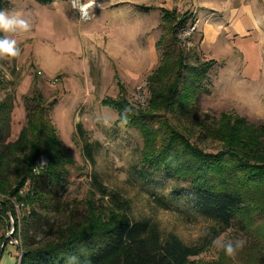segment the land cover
Segmentation results:
<instances>
[{
    "label": "trees",
    "instance_id": "16d2710c",
    "mask_svg": "<svg viewBox=\"0 0 264 264\" xmlns=\"http://www.w3.org/2000/svg\"><path fill=\"white\" fill-rule=\"evenodd\" d=\"M34 1L48 6L54 0ZM7 7L8 1L0 0V11ZM160 14L161 34L155 44L159 60L147 77V105L127 100L125 87L119 83L117 96L105 97L102 104L116 111V122L141 135V163L150 176L161 172L166 180L186 185L188 201L186 209H180L185 220L213 224L196 244H185L148 218L131 220L128 199L109 190L95 174L82 215L74 216L62 194L75 161L49 118L57 99L46 101L36 89L25 94V124L10 141L15 99L7 94L0 99V245L13 217V236L19 231L22 249L19 264H194L193 257L222 233L236 225L242 227V214L248 209L252 213L258 206L248 231L252 233L260 219L264 238V126L227 113H221L215 126L195 122L201 96L210 93L205 80L214 64H192L176 46V34L187 22V12L160 9ZM75 130L83 141L84 156L93 164L96 145L86 141L80 123ZM191 137L199 138L200 143L215 142L216 151L207 152ZM40 158L45 159L42 167ZM182 194L148 191L154 205L163 210H179ZM258 197L259 203L253 207ZM15 203L28 211L20 226ZM64 211H68L67 220L54 216ZM258 263L264 264V245Z\"/></svg>",
    "mask_w": 264,
    "mask_h": 264
},
{
    "label": "rangeland",
    "instance_id": "374dc122",
    "mask_svg": "<svg viewBox=\"0 0 264 264\" xmlns=\"http://www.w3.org/2000/svg\"><path fill=\"white\" fill-rule=\"evenodd\" d=\"M7 1L8 7L3 12L26 19L30 23L27 32L7 33L0 30L4 38L15 39L19 48V55L16 57H0V99L7 94L13 95L15 99L8 140H14L25 124L22 100L25 94H31L36 89L41 91L46 101L57 99V103L49 111V118L56 127L64 148L75 161L69 167L67 184L62 194V200L68 203L69 209L74 210V216L82 215V206L91 196V177L95 174L109 190L128 199L131 220L148 218L157 223L162 232H173L185 244H196L213 223L203 219L194 222L185 220L180 209H186L189 193L184 190L186 185L166 180L161 172L150 176L146 166L141 163V135L135 129L116 122V111L102 104L105 97L117 95L119 88L115 86L114 77L118 73L125 79V75H128V82L119 79L127 82L123 83L125 98L134 105H147V77L157 65L159 54L158 51L154 52L152 45L153 39L161 34V29L157 26L160 23V9L152 7L142 10L140 5H136L138 10H132L129 4L96 0L97 7L90 8L87 15L82 16L78 6L87 0H54L48 6L40 5L34 0ZM157 1L149 0L146 4L157 5ZM173 1L170 0L169 11L189 13L181 11L182 8L180 11L176 10L177 2ZM256 1L260 12H263L264 0ZM231 2L237 7L240 0H230V4ZM146 17L153 37L150 35L142 43L136 29L147 26ZM200 18L193 9L190 19L176 34V46L189 56L188 62L198 65L199 62L212 61L214 64L205 80V87L210 93L208 96H201L199 115L195 122L205 121L215 126L221 113H227L245 119L248 124L264 126V40L257 30L262 29V24L258 19H249L253 24L257 23V28H253L250 35L234 34L230 36V46L226 52L223 46L216 49L215 55L226 54L225 58L223 56L226 61L222 62L214 56H210L208 60L202 59L197 40L200 23L205 18ZM105 40L113 42L117 50L125 46V43L137 51L140 46L148 69L145 70L144 66L141 70H130L128 73L120 71L119 64L115 65L114 58L107 53ZM114 52L116 53L112 51ZM133 59H137L134 54ZM77 123L85 131L86 141L96 145L93 148V164L83 154V141L75 130ZM191 140L207 152L216 151L215 142L205 140L200 143L199 138L195 137H191ZM43 162L44 165V158ZM149 190L165 195L181 191V208H157L149 198ZM258 193L262 191L258 190ZM259 199L258 197L253 207L259 203ZM14 206L18 224L28 211L16 203ZM256 209L252 213L248 209L242 214V227L241 224L236 225L235 229L219 236L245 241L234 258L226 256L223 250L212 243L201 254L192 258L193 263L259 264L258 257L264 245V238L260 236L263 233L259 226H263L260 219L256 222L259 224H256L255 230L252 233L248 231ZM187 213L189 215L191 212ZM54 216L62 220L69 217L68 211ZM9 221L12 224L13 217ZM11 229L12 227L7 230L5 237ZM13 233L14 230L11 236ZM4 248L0 264L3 259L15 261L18 256L17 246L13 247L7 242Z\"/></svg>",
    "mask_w": 264,
    "mask_h": 264
},
{
    "label": "crops",
    "instance_id": "0c3cea01",
    "mask_svg": "<svg viewBox=\"0 0 264 264\" xmlns=\"http://www.w3.org/2000/svg\"><path fill=\"white\" fill-rule=\"evenodd\" d=\"M147 1L149 0H113V3L121 4V5L129 4L132 10L133 9L138 10V8L135 7L136 5L146 6L149 8L153 7L156 9L159 8V9L169 10L168 8H170V3L173 0H171V2L170 0H160V1L158 0L157 5L146 4ZM173 2H177L176 8H175L176 10L180 11V9L182 8L181 11H189L188 16H187L188 17L187 21L190 19L193 9L195 11L196 16H198L199 18L200 16L201 17L203 16L205 18L202 21L203 23H200L199 30H198L199 38L197 40V43H198L197 48L199 47L201 50L200 55L202 59L208 60L210 59V56H214V57H217L218 59L220 58L222 62L226 61V59L225 60L223 59V56L225 58L226 54L215 55L216 49L223 46L226 48L225 49V52H226V50H228L227 47L230 46V44H228L229 40H231L230 36L234 34L235 35L239 34V35H244V36L250 35L251 30L255 27L257 28V23L253 24L251 21H248L249 19H252V21H255V19H258L260 21V23L262 24V27H261L262 29L259 30L257 28V30L261 34L260 35L261 39L264 40V11L260 12V8L257 7L258 3L256 0L254 1L240 0L237 7L233 4V2H231L230 4V0H174ZM145 23L147 24L145 28L138 27L136 29L137 30L136 34L138 35V37H140L142 43L144 39H148L151 36L153 37V35H151L152 33H150V30H149L150 28H149V23L147 21V17H146ZM145 23H144V26H145ZM157 39L155 38L153 39L152 47H153V50H155L154 52H157L155 48ZM105 41L107 42L106 43V46L108 49L107 53L109 54V56H112V58H114L115 65L119 64L118 67L120 66L119 67L120 71H123L124 73H128L127 71H130V70H141L144 66H145V70L148 69L147 60L143 57V54H144L142 53L143 49H141L140 51V46H139L140 43L138 44L139 48L137 47L138 51L137 49H132L131 47H128L126 43H125V46L117 50L113 42H110V41L108 42V40H105ZM112 51H116V53L115 52L112 53ZM213 51L214 53H212ZM133 54L137 56L136 60L133 59ZM157 58L159 60V54H157ZM158 60L156 61L157 64H158ZM222 69H225V68L223 67ZM125 76H126V79L118 75V73L115 75L114 78H115L116 87L119 88V84H122V85L123 83L127 84L128 75H125ZM120 78H122L123 80H126L127 82L126 81L124 82L123 80H119ZM118 92H119V89L117 91V94ZM9 252H12V251L9 250ZM12 259H14V256H12ZM15 263H16V260L15 261L13 260L12 262L11 259L10 260L3 259L1 261V264H15Z\"/></svg>",
    "mask_w": 264,
    "mask_h": 264
},
{
    "label": "clouds",
    "instance_id": "9594fccd",
    "mask_svg": "<svg viewBox=\"0 0 264 264\" xmlns=\"http://www.w3.org/2000/svg\"><path fill=\"white\" fill-rule=\"evenodd\" d=\"M97 7L96 0H87L86 3L79 4L78 11L82 16L87 15L90 8ZM30 28L28 20L19 18L16 15H8L5 12L0 11V30L7 33H15L17 31L27 32ZM19 55V48L17 47V41L15 39H9L7 37L0 39V57H16ZM213 244L224 251L225 255L234 258L236 252L243 247L245 241L242 239H225L217 237L213 241Z\"/></svg>",
    "mask_w": 264,
    "mask_h": 264
},
{
    "label": "built area",
    "instance_id": "2783aa9c",
    "mask_svg": "<svg viewBox=\"0 0 264 264\" xmlns=\"http://www.w3.org/2000/svg\"><path fill=\"white\" fill-rule=\"evenodd\" d=\"M43 158H40V161L38 162V165H43ZM37 171V170H36ZM0 217H1V213H0ZM8 244L9 245H12L13 247L14 246H17V258H16V263L15 264H19V259L21 257V254H22V249H21V246H20V238H19V231H18V236H10L9 237V240H8ZM18 260V261H17Z\"/></svg>",
    "mask_w": 264,
    "mask_h": 264
},
{
    "label": "water",
    "instance_id": "95a60500",
    "mask_svg": "<svg viewBox=\"0 0 264 264\" xmlns=\"http://www.w3.org/2000/svg\"><path fill=\"white\" fill-rule=\"evenodd\" d=\"M14 228H15L14 222L12 221V229H11L10 233L6 235V237L3 239V241H2V243L0 245V254L3 252V249H4L5 245H6V243L8 242L9 237L12 235V232H13Z\"/></svg>",
    "mask_w": 264,
    "mask_h": 264
}]
</instances>
